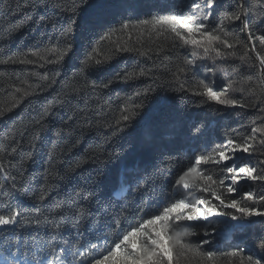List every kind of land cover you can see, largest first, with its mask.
Returning <instances> with one entry per match:
<instances>
[{"label":"trees","instance_id":"1","mask_svg":"<svg viewBox=\"0 0 264 264\" xmlns=\"http://www.w3.org/2000/svg\"><path fill=\"white\" fill-rule=\"evenodd\" d=\"M111 3H119V0H111ZM192 3L193 0H140L145 12L154 6L153 11L161 14L187 13ZM111 11L118 10L112 8ZM68 15L46 5L45 0H0V60L33 61L0 64V111L4 112L0 117V147L8 146L4 162L17 177L15 183L19 189L11 196L6 190H0V214H5L10 206L35 218V212L31 211L33 205H43L46 209L53 200H64L66 208L72 211L64 212L67 220L57 233L56 243L75 251V242L79 238L80 251L86 252L89 244L96 243L100 247L92 252L98 255L114 246L110 236L112 230L101 225L116 215V201L138 204L142 197L148 201L144 205L147 208L145 218L156 213L161 207V189L178 168L186 166L195 153L211 150L227 139L242 142L251 135L253 127L264 126V112L260 110L264 104L256 102L248 92L234 94L235 98L243 99L246 107L213 102L202 104L201 98L191 92L158 87L161 80L171 78L164 65L175 71L174 65L182 63L186 56L190 58L189 47L178 45L172 48L170 43L157 53L156 45L145 41V49L153 48L147 56L121 53L107 63L85 68L84 61L102 31L90 23L75 33L72 51L55 63L57 53L48 50L63 48L60 33ZM121 18V15L116 16L117 20ZM239 24V21L235 22V25ZM235 30L239 31L238 28ZM252 30L257 37L264 35V26L255 24ZM241 39L246 40V33H241ZM254 42L256 51L264 55V47L258 40ZM237 52L239 56L243 49L238 48ZM209 67H212L211 61H198L188 74L186 87L204 80L214 81L212 86L220 90L229 78L223 71L227 69L233 79L251 77L257 93L261 91L259 61L253 51H249L244 60H218L215 76L208 71ZM234 69L238 71L234 72ZM141 70L147 74L139 76ZM130 72L136 73V78H117V74L123 77ZM53 79L55 83L51 82ZM109 81L108 88L99 87ZM85 83L88 87H83ZM93 83L97 87L93 88ZM71 86L83 90L73 92ZM148 89L151 91L147 97L136 95ZM129 97H132L130 103L143 101L144 107L129 128L114 134L115 121ZM38 120H42V127L36 123ZM196 128H200L199 133ZM9 134L15 135V141L8 139ZM12 147H17V153H12ZM29 155L31 159H28ZM237 157V167L250 164L264 170V164L260 163L264 161V155L259 152L251 155L237 153ZM21 159L24 160L22 166ZM168 166L171 167L170 174ZM126 173L143 177L148 184L147 190L136 191L134 182L131 186L126 183ZM222 175L217 172V176ZM157 177L158 182L153 184L152 179ZM0 181H3V173H0ZM11 183L13 181L9 180L8 185ZM45 187L52 199L41 202L39 193ZM244 191H254L257 197L264 195V182L241 181L234 198H240ZM255 206L264 209V205ZM79 207L90 215L85 217L82 225L76 226L75 210ZM24 215L19 218L20 224L0 229V238L5 234H19L28 241L30 236H36L40 240L39 245L32 247V252H36V248L44 246L52 235L51 227L43 222V217L39 227L34 223L27 224ZM230 223L243 224L244 227L231 230L225 238L226 230L220 226L213 242L203 245V249L220 257L240 246L245 255L259 258L256 244L264 238V217ZM105 237L109 238L107 244L104 243ZM64 239L70 243L63 245ZM191 239L196 241L198 238ZM221 264L225 262L221 261Z\"/></svg>","mask_w":264,"mask_h":264},{"label":"snow or ice","instance_id":"2","mask_svg":"<svg viewBox=\"0 0 264 264\" xmlns=\"http://www.w3.org/2000/svg\"><path fill=\"white\" fill-rule=\"evenodd\" d=\"M45 3L58 9L62 14H70L60 33L64 41L63 48L53 47L48 50L57 53L58 58L55 63L63 60L64 56L72 51L75 33L83 30L86 23H90L93 28L99 27L102 31L96 46L84 61L85 68L107 63L121 53L147 56L153 48L145 49V41L155 44L157 53L164 50L165 44L170 43L172 48L178 45L189 47L190 58L186 56L182 63L174 65L175 71L164 65L165 70L171 73V78L161 80L158 87L175 92H191L201 98L202 104L213 102L223 106L246 107L243 99H237L234 95L244 92L254 96L256 102L264 104V55L256 51L254 42L258 40L260 46L264 47V35L257 37L252 30L255 24L264 26L262 0H193L187 13L168 14L154 12V6H150L145 12L140 6V0H119L116 4L111 3V0H100L99 3L97 0L91 2L90 0H45ZM112 8L118 11L113 12ZM117 15H121L122 18L117 20ZM236 21L240 24L235 25ZM241 33H246V40L241 39ZM158 41L160 43H157ZM238 48L243 49L239 56ZM249 51L255 52L259 61L261 73L259 94L257 86L252 84L251 77L244 80L233 79L231 74L227 73V69L223 71L229 78L220 90L212 86L214 81L204 80L196 81L194 85L186 87L189 83L188 74L192 72L198 61H211L212 67H209L208 71L215 76L218 60L226 61L228 58L244 60ZM10 62L32 63L33 61L0 60V64ZM233 71L236 72L238 69ZM146 74L144 70L138 73L139 76ZM136 75L134 72L126 73L123 77L117 74V78L127 80L136 78ZM51 82L55 83V79ZM110 83L111 81L99 87L108 88ZM91 86L97 87L94 83ZM71 87L73 92L83 90L82 87ZM83 87H88L87 83ZM149 91L151 89L142 93L137 92L136 95L147 97ZM131 101L132 97H129L126 106L120 111L115 121L117 127L114 134L129 128L134 118L139 115V110L144 107L143 101L130 103ZM260 110L264 112V108ZM3 116L4 112L0 111V117ZM36 123L43 126L42 120ZM195 131L199 133L200 128H196ZM8 139L15 141V135L9 134ZM7 147V145L0 147V173H3L0 190H6L11 196L19 189L15 183L17 177L12 175V171L4 162ZM17 147H12V153H17ZM261 149H264V126L253 127L251 135L242 142L227 139L223 144H216L211 150L193 154L188 164L179 167L162 187L161 207L147 218L144 216L147 211L144 205L148 201L142 197L138 204L130 205L127 202L116 201V215L110 216L109 221L101 225L112 230L110 236L114 245L103 254H93L92 250L100 247L96 243L89 244L88 251H80L82 245L79 238L75 242V251L56 243L57 233L67 220L64 212L72 211L71 208H66L64 200H53L46 209L43 205H33L31 211L35 212V218L9 206L5 214H0V228L20 224L19 218L22 215L25 223H34L39 227L43 217V222L50 225L52 235L44 246L36 248V252H32V247L40 244L36 236H30L28 241H24L19 234L3 235L0 238V264H85V261L87 264H221V261L225 264H264V238L256 244L260 252L259 258L245 255L244 248L240 246H237L235 251L221 254L220 257L203 249V245H210L213 242L220 226L226 230L225 238H228L231 230L244 227L243 224H232L230 221H249L253 217H264V209L255 206L264 205V195L257 197L254 191H244L240 198H234L239 191L241 181L264 182V170H258L250 164L236 166L237 153L251 155L259 152L260 155H264ZM31 158L29 155L28 159ZM229 161L233 163L229 164ZM19 163L22 166L24 160L21 159ZM260 163L264 164V161ZM8 164H11V161ZM167 171L171 173L170 166ZM217 172L224 175L217 176ZM20 175L22 177L23 173L21 172ZM161 175L164 173L161 172ZM126 177L125 182L130 186L135 183L136 191L147 190L148 184L143 181V177L127 173ZM9 180L13 181L10 186ZM158 180L159 177L152 179L151 182L156 184ZM38 198L41 202L52 199L47 187L39 193ZM73 203L76 201L73 200ZM88 215L90 213L84 208H77L75 225H82ZM97 223L100 224V221L98 220ZM192 237L198 239L193 241ZM108 239L105 237L104 243L107 244ZM69 243L68 239L62 241L63 245Z\"/></svg>","mask_w":264,"mask_h":264},{"label":"rangeland","instance_id":"3","mask_svg":"<svg viewBox=\"0 0 264 264\" xmlns=\"http://www.w3.org/2000/svg\"><path fill=\"white\" fill-rule=\"evenodd\" d=\"M9 227H11V226H8L7 228H9ZM0 229H5V228H0Z\"/></svg>","mask_w":264,"mask_h":264}]
</instances>
